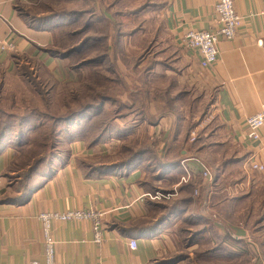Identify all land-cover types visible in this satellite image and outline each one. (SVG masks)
I'll use <instances>...</instances> for the list:
<instances>
[{
    "label": "crops",
    "instance_id": "crops-1",
    "mask_svg": "<svg viewBox=\"0 0 264 264\" xmlns=\"http://www.w3.org/2000/svg\"><path fill=\"white\" fill-rule=\"evenodd\" d=\"M92 1L106 13V17H110L105 10L113 0ZM144 1L147 0H135V6ZM41 2L0 0V43L10 38L16 45L14 53L0 52L2 73L17 70L21 67L18 60L24 57L35 61L46 72H52L59 65L48 53L53 46L52 34L38 28L34 21L35 17L40 18L47 13ZM149 3L154 10L150 15L162 19L163 31L156 36L142 34V39L151 41L155 37L157 59L160 56L167 58L165 65L158 64L152 69L150 76L157 74V78L164 82L153 86L155 88L150 92L166 91L167 94L147 103V113L152 115L151 118L134 116L135 120L143 123L139 128L132 129L128 125L129 120L134 118L121 120L127 128L125 136L117 138L107 147L111 153H118L125 146L137 149L147 144L155 155L164 151L166 158L158 160L161 166L194 158L187 165L194 170L195 176H199L202 168L210 173V191L208 194L204 191L202 197L207 198L209 205L200 212L205 219L213 221L214 226L215 221L206 212L215 210L212 198L218 195L220 188L229 191L245 187L247 200L254 198L257 203L264 204V171L251 170L248 165L254 160L264 166V127L260 130L258 142L250 141L246 135V120L264 108V0H233L241 24L234 39L220 38L217 62L208 68L200 66L196 51L183 45V36L189 30L217 29L215 0H149ZM124 48L127 53L138 50L129 43ZM192 94L196 96L192 98ZM181 99L189 100L188 112L192 103L196 107V104L207 105L209 102L210 110L214 112L213 123L206 128L198 126V138L193 142L186 141L185 134L174 137L167 133L166 121L172 122L171 125L176 121L174 110H167V115L158 112L161 106L170 103L178 108L177 103ZM131 139L138 142L132 143ZM68 148L69 159L49 177L40 176L36 186L24 195L19 189L14 169V162L20 163L16 161L12 148H0V264L42 262L43 238L37 216L42 212L74 209H93L104 214L101 221L103 240L100 244L93 242L94 234L89 221L55 222L52 236L56 242L54 256L57 264H161L171 260V255L176 252V256L181 255L179 237L165 234L162 226L147 235L139 234L141 229L150 225V221L157 220L152 216L151 205L145 197L148 193L139 184L145 176L142 168L137 167L129 173L84 172L78 167L80 157L97 166L117 160H99L102 146L89 148L75 142ZM176 153L181 157L173 158ZM161 166L156 168V174H159ZM171 175L165 178L178 179L177 174ZM256 193H260L259 198L252 195ZM254 225H261L264 229V219ZM232 228L225 232L233 239L244 244L258 241L259 230L250 236L246 231ZM189 230L183 228V232ZM206 230L204 228V232ZM214 231L215 239L221 241L225 233ZM131 240L137 242L136 249L130 248ZM260 241L264 249V236ZM185 249L189 247L184 245L183 253ZM180 261L173 264H180Z\"/></svg>",
    "mask_w": 264,
    "mask_h": 264
},
{
    "label": "trees",
    "instance_id": "trees-1",
    "mask_svg": "<svg viewBox=\"0 0 264 264\" xmlns=\"http://www.w3.org/2000/svg\"><path fill=\"white\" fill-rule=\"evenodd\" d=\"M134 1L113 0V3L106 9L110 17H106L92 0H42L41 5L44 6L47 13L40 18L35 17L34 21L38 24V28H44L51 23L64 21L63 26L55 28L52 32L53 37L62 32L66 33L63 36H67L72 41L71 47L64 57L71 54L93 53V57L83 60L79 67L107 62L109 64V68H107L109 74L104 78V94L101 102L96 105L90 104L82 110L67 114L64 117L53 116L49 118L52 120L51 126L48 122H44L47 117H42L35 110L24 109L23 112H16L15 110L5 109L0 105V148L2 146L12 148L16 161L20 163L14 162V169L17 171L16 179H18L19 189L22 190L21 194L24 195L27 190L33 189L36 186V180L40 176L49 177L58 166L69 159L70 150L68 146L64 150L65 154L61 156L53 145L64 137L71 138V129L77 133V130L82 127L80 120L88 117L92 121L100 114L108 120L102 133L86 142L87 147L111 138H121L125 136L127 128L122 126L116 128L119 120L129 117L131 114H136L140 118L146 117L145 105L150 101H157L161 99L159 98L160 96L167 94L166 91L150 92L145 88L152 69L158 64L163 65L164 63L165 65L167 58L160 56L158 60V56L155 54L157 49L155 37L149 41L150 39H142V34L161 35L163 31L162 19L150 15L152 14L151 11L154 10L149 0L138 6H135ZM67 3L73 4V6L77 5V7L69 10L64 8L58 9L61 11L55 10ZM72 26H76V28L69 30ZM126 43L137 47V52L132 50L131 53H127L124 48ZM56 50L57 47L54 46L48 50V53L51 56H58ZM120 65L124 67V77L122 76ZM140 94H142L141 98ZM180 95L177 97L181 98ZM107 105L109 108L105 109ZM172 105L170 103V105L166 106ZM192 109L193 106H189V115ZM91 111H93V115H90ZM193 128L194 124L188 126L185 133L186 141L189 140V133ZM75 136H73L74 141L84 137ZM103 138L104 140H102ZM83 141L85 142V139ZM48 147H50V151L47 150ZM122 153V158L111 164L97 166L94 163L78 160V167L84 172H99L101 174H114L122 171L129 173L133 169L140 167L153 174L151 179H159V176L171 167L180 168L179 160L174 161L171 166H161L162 164L158 161L160 159L155 160V153L147 144H143L137 149L125 146ZM160 166L159 174H156V168ZM153 169L155 172H153ZM175 173L180 174L181 172ZM139 184L151 195L157 192H170L169 190L152 188L151 186L150 189V183L147 181ZM184 188H187L190 193L193 189V184L183 186L181 191H184ZM189 193L186 194L187 197L182 196V198L170 205H167L168 202H157L148 199L153 212H155V209L163 208L165 213L158 217L155 222H148L150 225L141 229L139 234L141 236L147 235L155 231L156 227H160L174 214L181 211L185 212V208L190 204ZM259 194L252 195L256 196ZM220 195L218 193L212 198V205L215 207L221 205L223 207L221 210L219 209L220 211L235 212V203L237 205L242 204L241 212H253L254 207L257 206L258 212H262V214L257 216L256 223L264 219V204L262 202L259 204L256 200H252L248 206V196L245 194L241 198L230 199L231 201L228 204V198L222 199V197H219ZM189 219L190 217L187 218V221ZM191 241L192 238L191 240L188 239L189 247L193 244ZM243 245H245L243 242L237 241L229 233H225L221 241L218 240L217 245L210 251L222 257L223 251H228L227 249H229L228 247L226 249L225 246H230L234 247V249L236 248V253L241 254L244 250L239 247ZM180 257L181 255L175 258L179 260ZM177 260L174 261L176 262Z\"/></svg>",
    "mask_w": 264,
    "mask_h": 264
},
{
    "label": "rangeland",
    "instance_id": "rangeland-1",
    "mask_svg": "<svg viewBox=\"0 0 264 264\" xmlns=\"http://www.w3.org/2000/svg\"><path fill=\"white\" fill-rule=\"evenodd\" d=\"M76 7L70 5V3H67L55 10L61 11L58 9L62 8L69 10L73 8L75 9ZM105 12L107 11L105 10ZM101 13L104 12L101 11ZM104 15L106 16V13H104ZM108 15L110 14L108 13ZM63 24L64 21L51 23L49 24V26H45L41 29H45L52 34L55 28L63 26ZM75 28L76 26H72L69 28V30H73ZM63 34L66 33H59L52 38L51 45H53L52 47H57L56 51L58 52V56L53 55L52 57L56 59L57 62H59V65L52 72H46L45 70L43 71L40 65H37L35 61L29 59L28 57H24L23 59L18 60V64H21V67H18L14 72L6 74L0 71V105L3 108L9 109L11 111L15 110L16 112H23L24 109L35 110L37 113H40L42 117L46 116L47 120H45L44 122H48V124H50L51 126L52 120L49 118L53 116L64 117L67 114L80 111L90 104L96 105L101 102L102 95L104 94V78H106L109 74L107 69L109 68V64L105 62L102 64H92L79 67V64L83 60H88L89 58L93 57V53L71 54L67 57H64L71 47L72 41L67 36H63ZM120 69L122 70V76L124 77V67L120 65ZM157 77V74L149 77V80L145 85V88L147 90L152 91V89L155 88L153 86L164 82V80L160 81V78ZM194 96H196V94L191 95L192 98ZM141 97L142 94H140V98ZM189 100L187 101V99H185V101H183L181 99V101L177 103L178 108L165 105L161 106L162 108L158 109V112L162 115H167L173 110L175 111L176 121H173L172 125V122L166 121V125L168 127L167 133L173 135L174 137L180 134L184 136L188 126L194 124V128L191 132L193 133L192 136L196 139L198 138L199 134L198 126H203V128H206L214 121V112L210 110V102L207 103V105L205 103L196 104V107L193 103L190 104L189 106H193V109L191 111V114L189 115L188 110H186ZM107 108H109L108 105L105 107V109ZM181 109L182 111H180ZM167 110L169 112H167ZM92 112L93 111L90 112V115H93ZM147 112H149V110L148 105L146 104L145 116L147 118H151L152 115H149L150 113ZM134 116L135 118L138 117L136 116V114H131L127 118L133 119ZM135 118L133 120H129L128 125L130 127H133L132 129L139 128L140 125L143 124L140 120H135ZM121 120L117 122L116 128H118V126L125 127V124L120 122ZM107 121L108 120H106L105 116H102L101 114L95 117V119H93L92 121H90L88 117L82 119L80 120L82 127L77 130V133L73 132V129H71V138H59L60 140L56 141L53 146L61 156L65 154L64 150H66L67 146L69 147V144H75V142H77L80 144L82 143L85 147H87L86 142H89L90 140L101 134L105 124H107ZM190 133L189 142H193L190 139ZM75 135L84 136L81 138L85 139V142L83 141V139L74 141V137H76ZM116 139L117 138H111L110 140L108 139L106 141H103L102 143L89 146V148L102 146L103 153L100 152V154L98 155L99 160L116 161L122 158V151H119L118 153H111L110 149H108L107 147ZM102 140H104V138ZM131 140L132 143L138 142V140ZM47 150L50 151V147H48ZM177 150L178 148H176V152ZM155 156V160L166 158L164 151L158 153ZM176 157L180 158L181 156L180 154L178 155L176 153L173 158ZM78 160L84 161L86 163L89 162L87 161L88 159L84 157H80L78 158ZM181 162V169L171 167L170 169L164 171L162 175L159 176V180H157L158 184H154V182L157 181L155 179H151L153 174L142 169V172L145 175L142 181H147L148 183H150L149 188L151 186L152 188L169 190V193L173 195L168 200H154L157 202H168L167 205L173 204L176 200L182 198V196L187 197L186 194L189 193V190L187 188H184V191H181V188L183 186H187L188 184H193V189L189 193L190 204L187 208H185L186 211L188 210V212H178L161 225L164 228L163 230L165 234H174L179 237L178 244L181 246V250L179 252L181 254L180 264H264V249L261 248L260 241L262 239V236H264V232H261L264 229H261V225H254L257 224V216L261 215L262 212H258L259 210L257 206L254 207L253 212H241L242 204L237 205V203H235L234 205L235 212H222L220 210L223 207L221 205H218L216 206L215 210H213V212H206L208 216L212 217L210 219L215 221V228L212 223L213 221L211 222L207 218L205 219L203 213L200 212V210H204V208L206 209V206L209 205L207 198L205 200L202 197L204 191L207 194L210 191V181L208 179H203V177L200 175L195 177L192 176L186 182L182 181L181 177L185 176V172L183 170ZM133 171L134 170H132V172ZM174 172H181L180 174H177L178 179L177 177L176 179L165 178L171 174H176ZM219 190H221L219 192L221 194L219 197H222V199L228 198V204L231 201L230 199L233 200V198L235 199L236 197L241 198L243 195H245L244 193L246 192L245 187H243V190L239 189L238 187L232 188V190L229 191L226 188H220ZM256 197L259 198L260 195H256ZM253 199L254 198L247 200L248 206L250 201ZM154 211L155 212L152 213V216L157 218L161 217L165 213L163 208L155 209ZM184 215L185 217H182ZM187 216L190 217L188 221ZM232 227H236L237 229L246 231L250 236L255 235L254 233L259 230L260 235L258 236V241H255V243L249 242L239 247L240 249L244 250V254L236 253V248L234 249V247L230 246H225V248L228 247L229 249L226 248L228 251H223L222 257H219L218 254H213V252L211 253L210 250L217 245L214 230H216L217 233L223 231L224 234L226 233V230H230V228L234 229ZM183 228L190 230L189 232H183ZM204 228H207V232H204ZM191 238V242L193 244L189 247L188 239L191 240ZM184 245L185 248L189 247V249H185L183 253ZM176 253L171 255V260H165L163 261L164 263L161 264H173L174 260H177L175 258Z\"/></svg>",
    "mask_w": 264,
    "mask_h": 264
},
{
    "label": "built area",
    "instance_id": "built-area-1",
    "mask_svg": "<svg viewBox=\"0 0 264 264\" xmlns=\"http://www.w3.org/2000/svg\"><path fill=\"white\" fill-rule=\"evenodd\" d=\"M214 10L216 13L217 29L215 31H201V30H189L183 36V45L189 50H194L198 53L200 58V66L202 68H208L213 66L217 62L218 49L217 44L220 38L225 40L234 39L236 32L241 24V18L236 14L234 9L233 0H215ZM16 51V45L12 39H6L0 43V52L2 53H14ZM264 127V108H262L255 115L249 117L246 120V135L252 142H258L260 140V130ZM191 133V141L195 138ZM194 161V159L183 160L181 165L185 172V176L181 177V180L186 182L192 176L194 177V170L192 171L188 167L187 163ZM249 168L254 171H264V166L258 165L254 160L249 162ZM199 175L203 179L211 181L210 173L206 168L199 170ZM173 195L171 193L157 192L154 195L146 194L145 197L154 200H168ZM103 213L93 209H74L65 212H42L37 216L40 223V229L43 238V261H33L30 264H57L54 256L55 240L52 236V225L55 222H80L89 221L92 224L93 242L100 244L103 240L102 236V218ZM137 242L135 240L130 241V248L136 249Z\"/></svg>",
    "mask_w": 264,
    "mask_h": 264
}]
</instances>
